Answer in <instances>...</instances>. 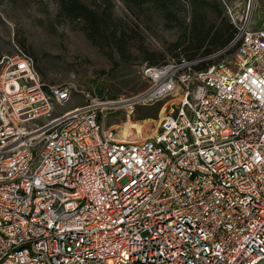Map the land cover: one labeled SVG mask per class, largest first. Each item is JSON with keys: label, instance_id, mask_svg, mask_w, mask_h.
Listing matches in <instances>:
<instances>
[{"label": "built area", "instance_id": "2783aa9c", "mask_svg": "<svg viewBox=\"0 0 264 264\" xmlns=\"http://www.w3.org/2000/svg\"><path fill=\"white\" fill-rule=\"evenodd\" d=\"M226 8V47L144 67L141 131L0 57V264H264V26Z\"/></svg>", "mask_w": 264, "mask_h": 264}, {"label": "rangeland", "instance_id": "374dc122", "mask_svg": "<svg viewBox=\"0 0 264 264\" xmlns=\"http://www.w3.org/2000/svg\"><path fill=\"white\" fill-rule=\"evenodd\" d=\"M83 1L96 5L95 0ZM209 1L216 2L231 22L226 4L240 16L249 14L253 26H264V0H256L252 7L250 0ZM111 5L117 23L107 30L106 42L96 44L79 20L59 16L58 0H0V57L21 47L33 55L44 83L69 86L72 98L60 110L99 101L108 107L107 126L118 125L122 133L134 128L140 131L144 125L151 127L161 103L135 105L132 110L127 98L148 86L143 75L146 65L193 54L189 50L190 3L178 0L177 4L169 3L168 9L151 2L138 6L124 0H111ZM207 20L215 29L222 25L211 8ZM118 36L122 50L115 46Z\"/></svg>", "mask_w": 264, "mask_h": 264}, {"label": "trees", "instance_id": "16d2710c", "mask_svg": "<svg viewBox=\"0 0 264 264\" xmlns=\"http://www.w3.org/2000/svg\"><path fill=\"white\" fill-rule=\"evenodd\" d=\"M58 1L59 16H64L71 20H79L82 23V29L85 31L87 37L96 44H102V42L104 43V41L108 38L106 36L107 30L113 27V23H117L115 22V18L113 16L111 0H95V6L87 4L83 0ZM124 1L138 6L151 2L157 6H161L163 9H168L169 3H178V0ZM183 1H189L190 3L189 13L191 14V46L189 50L194 51L193 54L187 55L184 58L193 59L209 55L226 47L234 39L237 33L236 28L216 2L209 0ZM208 8H211L217 14L220 18V23H222V25L216 29L214 28V25L208 24ZM112 34L113 36H116L114 32H112ZM119 40L120 37L118 36L115 41V46L122 50V43ZM203 47H205V49L201 51L200 49Z\"/></svg>", "mask_w": 264, "mask_h": 264}, {"label": "bare ground", "instance_id": "6f19581e", "mask_svg": "<svg viewBox=\"0 0 264 264\" xmlns=\"http://www.w3.org/2000/svg\"><path fill=\"white\" fill-rule=\"evenodd\" d=\"M253 3H256V0H251V4H250L251 7H252V4H253ZM248 15H249V14H248ZM125 102H126V101H125ZM125 102H122V103L125 105ZM114 103H117V102H114ZM129 107H130V108H133L131 104H129ZM104 108L106 109V108H108V107H105V106H104ZM141 130H142V129H140V131H141Z\"/></svg>", "mask_w": 264, "mask_h": 264}]
</instances>
